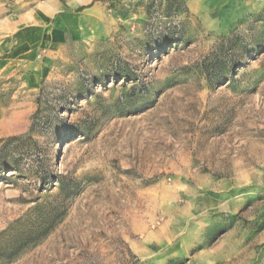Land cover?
Wrapping results in <instances>:
<instances>
[{"label":"rangeland","instance_id":"374dc122","mask_svg":"<svg viewBox=\"0 0 264 264\" xmlns=\"http://www.w3.org/2000/svg\"><path fill=\"white\" fill-rule=\"evenodd\" d=\"M0 46V264H264V0H0Z\"/></svg>","mask_w":264,"mask_h":264},{"label":"crops","instance_id":"0c3cea01","mask_svg":"<svg viewBox=\"0 0 264 264\" xmlns=\"http://www.w3.org/2000/svg\"><path fill=\"white\" fill-rule=\"evenodd\" d=\"M28 48L29 46H0V53L5 52V51H13L12 49H14L15 52L23 51L24 53H21V54L22 56L25 57L28 54L27 52ZM16 58H19V55H17ZM21 61H24L23 58L21 59ZM19 64L24 65L23 62H19L15 65H19ZM18 114H20V112L18 111H9V112L4 113L2 109L0 108V135L15 134L16 132L19 131V128H17L16 125L12 122V120Z\"/></svg>","mask_w":264,"mask_h":264},{"label":"trees","instance_id":"16d2710c","mask_svg":"<svg viewBox=\"0 0 264 264\" xmlns=\"http://www.w3.org/2000/svg\"><path fill=\"white\" fill-rule=\"evenodd\" d=\"M81 9H83V6H82V7H80V8H78V10H81Z\"/></svg>","mask_w":264,"mask_h":264}]
</instances>
